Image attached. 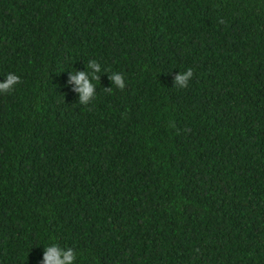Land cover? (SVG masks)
Listing matches in <instances>:
<instances>
[{"label": "trees", "instance_id": "1", "mask_svg": "<svg viewBox=\"0 0 264 264\" xmlns=\"http://www.w3.org/2000/svg\"><path fill=\"white\" fill-rule=\"evenodd\" d=\"M9 73L0 264H264V0H0Z\"/></svg>", "mask_w": 264, "mask_h": 264}, {"label": "clouds", "instance_id": "2", "mask_svg": "<svg viewBox=\"0 0 264 264\" xmlns=\"http://www.w3.org/2000/svg\"><path fill=\"white\" fill-rule=\"evenodd\" d=\"M223 21H221L222 23ZM89 67L94 68L96 72H99V66L95 61L89 64ZM193 76V71L189 68L186 72L181 73L176 76L175 81L178 86L181 88L187 87L189 79ZM93 79L98 77L93 76ZM116 84L119 85L120 89L125 87V83L122 80L120 75L111 77ZM72 81H75L79 85L78 91L81 93V103H86L93 95V84L90 83L88 75L85 72H79L77 75L71 78ZM20 82V77L9 73L6 76V82L0 83V93H8L13 90L14 86ZM74 254L71 249L66 252H62L55 244H52L51 247H47L44 254L43 264H73Z\"/></svg>", "mask_w": 264, "mask_h": 264}]
</instances>
